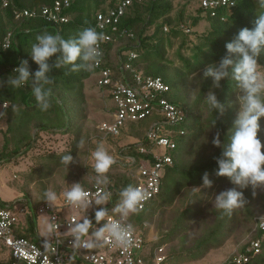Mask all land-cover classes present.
<instances>
[{
  "label": "trees",
  "instance_id": "trees-1",
  "mask_svg": "<svg viewBox=\"0 0 264 264\" xmlns=\"http://www.w3.org/2000/svg\"><path fill=\"white\" fill-rule=\"evenodd\" d=\"M64 1L7 0V5L3 6L0 0V81H6L9 76L14 75L13 69L19 67L22 60H28L31 73L38 70V66L31 60L30 51L32 44L36 42L35 37L44 30L51 34H60L65 39L75 37L77 32L85 27L95 28L97 13H105L121 0H66L68 6L61 10V14L68 19L62 23L49 22L40 15L44 7L52 8L55 2ZM177 1L183 6L175 10L173 3ZM191 4H194L193 0L134 2L120 18L115 33L105 30L115 41L102 44L103 67L113 69L119 78L121 75L119 66L129 63L134 73H140L143 77L161 78L169 87L167 99L184 105L188 110V117L182 125L184 133L174 137L176 146L168 152L172 164L163 171L159 193L149 200L142 210L127 219L144 238V264H155L154 255L160 248H163L164 260L159 264L198 261L209 251L222 247L223 242L240 227L246 228L248 237L238 248L236 255L245 253L250 240L263 237L260 253L248 264H264V231L254 229V219L264 216V189H253L251 186L238 188V191L243 192L247 203L231 215L223 214L214 206L215 195L234 185L226 177L215 175L218 170L215 158L220 156L222 149L213 146L212 139L219 131L221 143L224 140L227 142V134L233 127L239 111L237 100L239 93L232 81L221 80L220 86L214 88L212 78L203 76L207 65L218 63L227 54L225 45L231 42L241 29L253 28L256 0H234L233 7L220 6L213 11V15L211 11L200 7L194 15L188 14L187 7ZM23 10H35L36 15L16 18L15 14ZM201 22L207 23L209 27L198 34L193 28ZM151 28L152 32L148 34ZM7 35L11 37L10 45L4 49L1 41ZM191 36L196 37L195 44L188 49L186 57L181 56L178 51L181 63L173 68L166 59L167 47L172 46L173 39H180V47L183 48ZM120 43L122 44L118 46ZM130 53H134L136 57L128 61ZM54 59L55 57L51 58L49 63ZM258 62L264 70V53ZM50 75L54 83L49 85L52 88V106L47 111H41L37 107L31 93V81L19 89L0 87V110L1 105L6 104L0 120L6 125L0 146V165L31 149L40 133L72 136L69 151L47 156L46 159L41 158L45 162L44 170L22 175L26 181L33 178L40 181L41 178L48 177L53 170L64 165L61 162L63 155L70 154L75 158L81 140L84 141V122L87 119L84 81L93 77L96 84L97 71L93 68L88 71L72 72L69 67H65L53 69ZM126 75L129 76L130 72L127 71ZM209 91H212L224 105L222 115L217 110L211 112L204 102ZM129 123L150 124V119ZM259 124L258 138L264 144V117L260 118ZM125 126L120 129L116 138L109 139L132 137L129 130H125ZM137 131L135 130L133 138L139 140L119 147L118 152L122 157L131 156L139 161L148 158V155L139 152L140 146L149 149L153 146L146 138V131L142 135L137 134ZM137 165V162L132 166L124 164L122 166L119 162L112 165L107 173L110 181L107 191L112 193V197L103 207L111 210L119 201V192L128 185L135 186L134 171ZM118 168L123 169L126 174H120ZM205 172L212 181V187L202 186ZM91 186L92 183L83 184L84 189ZM40 200L33 203L28 195L23 194L20 200L13 202L27 207L31 212L25 216L24 223L18 226L16 233L19 236L39 240L34 232L36 219L34 209L46 202L43 200V203H39ZM5 203L0 198V205L4 206ZM98 207L93 205L89 212L83 213L93 221V224L94 212ZM167 209H172L174 213L169 220L170 227L166 234L152 243L148 237L152 218ZM195 224L199 232L193 245L185 248L184 231L187 232L191 225ZM176 237H179L181 246L168 254L165 247ZM0 250L7 255L6 261L1 264H13L11 256L1 244ZM234 256L225 259L223 264H235L232 262Z\"/></svg>",
  "mask_w": 264,
  "mask_h": 264
},
{
  "label": "clouds",
  "instance_id": "clouds-1",
  "mask_svg": "<svg viewBox=\"0 0 264 264\" xmlns=\"http://www.w3.org/2000/svg\"><path fill=\"white\" fill-rule=\"evenodd\" d=\"M253 25L252 29H241L225 45L227 54L218 63L207 65L203 71L205 78H212L214 88L220 86L221 80L227 79L234 83L239 93V111L227 134V142L224 140L221 143L219 131L212 139L213 146L222 149L220 156L215 158L218 165L215 175L226 177L234 185L215 195L214 206L225 215H231L247 203L243 192L238 191V188L251 186L253 189H264V144L258 138L259 120L264 117V72L260 71L261 65L258 62L264 53V0H256ZM106 39L103 33L97 32L93 27H85L75 37L68 39L44 30L35 37L36 42L32 44L30 51L31 60L38 66V70L31 73L28 60H22L19 67L13 69L14 75L9 76L6 81H0V87L19 89L31 81V93L37 107L41 111H47L52 106V88L49 87L54 83L50 75L52 70L65 67H69L72 72L93 69L100 63V43ZM53 57L55 59L49 63ZM204 102L211 112L217 110L223 114L224 105L212 91L208 92ZM80 143L82 145L84 141L81 140ZM92 159L95 173L93 179L98 187L95 201L90 199L91 193L81 183L68 186L61 195L65 203L83 209L85 213L93 205L99 206L94 212L95 224L99 226L93 231V221L86 215L79 221L68 224L71 247L74 250L92 249L108 241L115 247L127 248L132 244L134 228L126 221L141 209L146 199L145 192L139 187L128 185L119 192V201L111 210L103 207L112 197V193L106 190L110 183L107 173L115 161L102 145L92 152ZM61 162L67 167L76 161L72 155L66 154L61 157ZM202 182L203 187H212L207 172L204 173ZM58 198L57 193L51 189L43 193V200L49 205ZM45 217L48 234L58 233L60 224L56 217Z\"/></svg>",
  "mask_w": 264,
  "mask_h": 264
},
{
  "label": "built area",
  "instance_id": "built-area-1",
  "mask_svg": "<svg viewBox=\"0 0 264 264\" xmlns=\"http://www.w3.org/2000/svg\"><path fill=\"white\" fill-rule=\"evenodd\" d=\"M1 1L3 6L7 5V0ZM142 1L121 0L113 8L106 10L105 13H97L95 29L107 37L100 43L101 51L103 43L115 41L114 37L106 33L105 30L115 33L117 24L127 8L134 2L140 3ZM193 3L199 4V7L204 10L211 11L212 15L213 11L220 6H234V0H193ZM67 6L66 0L55 2L52 8L44 7L41 9L40 15L49 22H66L68 17L63 16L61 10ZM35 15V10H23L16 13L15 17H34ZM10 39V35L2 39V48L7 49L9 47ZM135 57L134 53H130L128 61ZM94 69L97 71L95 84L97 89L112 103V108L107 111L111 115V120L101 122L97 126L98 132L103 138H116L120 129L129 122L150 119L146 138L153 147L149 149L140 146L139 149V152L148 155V158L136 161L134 157H124V165L132 166L136 162L138 164L134 171V179L135 187L141 188L146 195L140 209L142 210L146 203L160 191L163 171L172 164V158L168 152L176 146L174 137L184 133L182 125L188 117V110L184 105L173 103L167 99L169 87L161 78L143 77L140 73H134L129 63L119 66L118 69L121 73L119 78L113 69L103 67L102 58H100V63L94 66ZM127 71L130 72L129 76L126 75ZM5 107L6 104L1 105L0 120L2 119V109ZM85 190L91 193L90 199L95 201L98 191L95 181L91 188ZM16 201H6L4 206L0 205V244L8 251L13 264H144V238L141 232L134 227L131 238L132 244L127 248L115 247L105 241L102 246L96 248L74 250L71 247L72 238L68 232V224L79 221L85 212L83 209L65 203L62 195L53 204L49 205L45 202L34 209L36 216L37 214H44L48 217L55 216L59 222L58 233L52 234L51 240L39 239L34 241L19 236L16 233L17 228L24 223L25 216L31 212L27 207L13 203ZM91 208L86 212H89ZM116 218L119 219L118 216ZM254 220V229L264 231V216L256 217ZM126 222L130 223L128 219ZM98 226L94 223L93 231ZM262 240L263 237L250 240L245 248V253L234 256L232 262L248 264L260 253ZM162 253L163 248L157 250L154 255L155 264L164 260Z\"/></svg>",
  "mask_w": 264,
  "mask_h": 264
},
{
  "label": "rangeland",
  "instance_id": "rangeland-1",
  "mask_svg": "<svg viewBox=\"0 0 264 264\" xmlns=\"http://www.w3.org/2000/svg\"><path fill=\"white\" fill-rule=\"evenodd\" d=\"M174 9L178 10L183 4L179 1L174 2ZM199 8V4H191L187 7V13L194 15L196 10ZM207 23H199L198 26L193 28V31L198 34L203 33L208 29ZM151 28L148 34L152 32ZM187 32V31H186ZM196 42V37H189L188 43L181 48L180 39H173L172 46L166 49V59L174 68L179 66L181 59L180 55L186 57L189 53L188 49L191 48ZM123 43V42H122ZM120 43L118 46H120ZM170 66V65H168ZM260 71L264 72L262 68ZM84 94L86 98L85 112L87 119L84 122V143L79 145V150L74 160V164L65 165L53 170L48 177L41 178L36 181L35 178L30 181L23 179L22 175L35 174L38 171L44 170L45 164L44 158L50 155H58L69 151L71 148L70 142L72 140L71 135L54 134L49 132L40 133L36 142L32 145L31 149L27 152L21 153L14 156L6 164L0 165V198L3 201L12 202L21 198L23 194L28 195L33 203L43 198L45 190L51 189L55 191L58 197H61V193L70 185L74 183H93L95 173L93 172V159L92 152L97 146H103L105 150L113 157L115 163L125 164V158L119 155L118 148L126 146L130 143L137 142L139 139L134 137L135 130H138L137 134H143V132L149 129L148 123H127L125 130H129L130 136L132 137H119L116 140L109 139L110 137L103 138L98 132L97 126L101 122H108L111 120V115L107 112L109 108H112V103L109 98H105L103 94L95 86V80L93 77L84 81ZM6 125L0 121V146L2 144V138ZM128 132V131H125ZM126 136V135H125ZM43 158V159H41ZM118 172L126 174L123 169L118 168ZM39 175V174H38ZM108 176V175H107ZM39 203H43L40 200ZM174 215L172 209H167L164 212H160L157 216H154L151 221V231L148 233L149 239L153 241L159 240L167 229L170 227V219ZM46 215L37 214L34 223V232L39 239L51 240L52 235H49L46 227ZM189 225V224H188ZM186 234L185 248L190 247L194 243L195 236L198 234L199 229L197 225H191L189 230L184 231ZM183 232V233H184ZM179 235V234H178ZM248 233L246 228L240 227L233 235H231L226 241L223 242L222 247L217 250L209 251L205 257L195 262H169V264H218L225 259L236 255V251L247 239ZM181 246L179 237L167 243L165 250L170 254L171 250L177 249ZM7 255L0 250V264L4 263L7 259Z\"/></svg>",
  "mask_w": 264,
  "mask_h": 264
},
{
  "label": "crops",
  "instance_id": "crops-1",
  "mask_svg": "<svg viewBox=\"0 0 264 264\" xmlns=\"http://www.w3.org/2000/svg\"><path fill=\"white\" fill-rule=\"evenodd\" d=\"M95 80V79H94Z\"/></svg>",
  "mask_w": 264,
  "mask_h": 264
}]
</instances>
